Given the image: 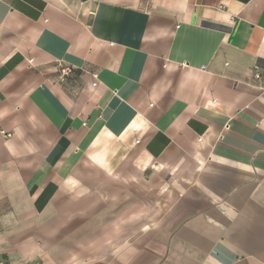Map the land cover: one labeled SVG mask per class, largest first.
Instances as JSON below:
<instances>
[{
	"label": "crops",
	"instance_id": "0c3cea01",
	"mask_svg": "<svg viewBox=\"0 0 264 264\" xmlns=\"http://www.w3.org/2000/svg\"><path fill=\"white\" fill-rule=\"evenodd\" d=\"M0 264H264V0H0Z\"/></svg>",
	"mask_w": 264,
	"mask_h": 264
},
{
	"label": "built area",
	"instance_id": "2783aa9c",
	"mask_svg": "<svg viewBox=\"0 0 264 264\" xmlns=\"http://www.w3.org/2000/svg\"><path fill=\"white\" fill-rule=\"evenodd\" d=\"M58 68V79L57 81L59 83H62L66 80V78H68L69 76L73 75V71L72 69H70L69 67H64L62 65H57ZM256 77L258 78V75L256 73ZM9 136V135H7Z\"/></svg>",
	"mask_w": 264,
	"mask_h": 264
}]
</instances>
